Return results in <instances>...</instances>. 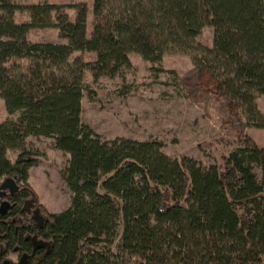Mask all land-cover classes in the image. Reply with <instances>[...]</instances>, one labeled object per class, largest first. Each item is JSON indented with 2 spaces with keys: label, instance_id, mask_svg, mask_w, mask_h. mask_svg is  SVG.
Returning <instances> with one entry per match:
<instances>
[{
  "label": "trees",
  "instance_id": "trees-1",
  "mask_svg": "<svg viewBox=\"0 0 264 264\" xmlns=\"http://www.w3.org/2000/svg\"><path fill=\"white\" fill-rule=\"evenodd\" d=\"M89 11L86 1L0 0V183L20 186L0 211V263L18 254L25 264H264V147L253 138L205 166L169 156L158 139H107L82 120L87 76L122 77L131 54L153 65L184 54L247 127L264 129V0H93L91 31ZM206 27L212 46L198 41ZM50 28L66 42L28 37ZM30 137L69 156L61 176L73 195L59 213L29 183L39 163Z\"/></svg>",
  "mask_w": 264,
  "mask_h": 264
},
{
  "label": "rangeland",
  "instance_id": "rangeland-1",
  "mask_svg": "<svg viewBox=\"0 0 264 264\" xmlns=\"http://www.w3.org/2000/svg\"><path fill=\"white\" fill-rule=\"evenodd\" d=\"M41 0H19L22 4ZM51 3L72 4L86 1L90 11L91 31L93 0H48ZM74 15V10L69 9ZM24 21L25 14H17ZM32 41L66 42L55 28L31 29ZM214 30L203 29L198 41L212 46ZM83 55L76 52L73 57ZM95 54L85 55L93 59ZM132 67L122 77L101 78L94 82L86 77L87 90L82 100V120L107 139L119 137L139 141L158 139L164 152L173 158L191 157L205 166L220 164L224 155L250 136L264 147V129L246 126L243 115L232 108L230 100L218 93L215 79L194 65L184 54L166 55L162 64L153 65L138 54H131ZM90 94L92 97H90ZM264 113V94L257 99ZM7 111L0 98V122ZM29 148L37 151V166L30 169L29 183L37 192L39 202L52 213H59L71 204L72 192L61 176L69 156L54 148L49 138L30 137ZM15 161L17 153L10 152ZM15 257V256H13Z\"/></svg>",
  "mask_w": 264,
  "mask_h": 264
},
{
  "label": "water",
  "instance_id": "water-1",
  "mask_svg": "<svg viewBox=\"0 0 264 264\" xmlns=\"http://www.w3.org/2000/svg\"><path fill=\"white\" fill-rule=\"evenodd\" d=\"M19 189H20V186H19V184L15 178L8 177V178L4 179L0 183V200L3 198H6L8 196L15 195L19 191ZM32 204H33V202L31 200L27 201L24 209L26 211H30ZM10 206L11 205L8 201L2 200L0 211L2 212L4 210H7ZM33 244L35 247H48L47 243L42 242V241H38L35 238L33 239ZM25 262H26V260L23 259L20 264H24Z\"/></svg>",
  "mask_w": 264,
  "mask_h": 264
},
{
  "label": "flooded vegetation",
  "instance_id": "flooded-vegetation-1",
  "mask_svg": "<svg viewBox=\"0 0 264 264\" xmlns=\"http://www.w3.org/2000/svg\"><path fill=\"white\" fill-rule=\"evenodd\" d=\"M1 200H4V198L3 199H1ZM29 213H31V212H33V213H35V219H40V217L38 216V210H35L34 209V207H33V204H32V206H31V208H30V211H28ZM14 256V255H13ZM23 259H25L26 260V257H24V258H19L18 257V254L16 255V264H20L21 262H22V260ZM0 264H10L8 261H5V262H3V263H0ZM25 264V263H24Z\"/></svg>",
  "mask_w": 264,
  "mask_h": 264
}]
</instances>
